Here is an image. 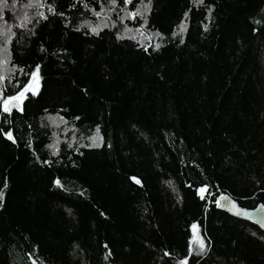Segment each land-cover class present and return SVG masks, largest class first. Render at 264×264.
Here are the masks:
<instances>
[{
  "label": "trees",
  "instance_id": "1",
  "mask_svg": "<svg viewBox=\"0 0 264 264\" xmlns=\"http://www.w3.org/2000/svg\"><path fill=\"white\" fill-rule=\"evenodd\" d=\"M35 1L0 0V264H264L215 203L264 204V0Z\"/></svg>",
  "mask_w": 264,
  "mask_h": 264
},
{
  "label": "water",
  "instance_id": "2",
  "mask_svg": "<svg viewBox=\"0 0 264 264\" xmlns=\"http://www.w3.org/2000/svg\"><path fill=\"white\" fill-rule=\"evenodd\" d=\"M8 108V113L20 108L19 100H11L8 104ZM215 203L217 210L227 214L233 219L246 222L264 233V204H258L253 209H245L240 207L239 204L229 196V194L218 196L215 199ZM233 204L236 205V208L232 207ZM237 209L241 214H236Z\"/></svg>",
  "mask_w": 264,
  "mask_h": 264
},
{
  "label": "rangeland",
  "instance_id": "3",
  "mask_svg": "<svg viewBox=\"0 0 264 264\" xmlns=\"http://www.w3.org/2000/svg\"><path fill=\"white\" fill-rule=\"evenodd\" d=\"M33 3H36V1L34 2V0H33ZM103 19H105V20H107V21H109L110 19H108V17L106 16L105 18H103ZM102 22V25H104L103 24V22L104 21H101ZM140 32H142V31H140ZM1 33V32H0ZM133 37L136 39H138V40H140L141 42H146V40H148V38H146V37H144V35H143V33H137V34H135V35H133ZM1 53H0V67L1 66H5L6 67V62L4 61L5 60V56H4V52L3 51H0ZM2 54V55H1ZM8 70V69H7ZM5 73V72H4ZM3 72H0V76H3V74H4ZM37 81H36V79H34L32 82L30 81V84L29 85H27V87H29V90L28 91H26L25 93H24V96L22 97V98H20V99H16V100H19V101H21V99H23L26 95H27V93L28 92H34L36 89H37ZM25 89V88H24ZM23 89V90H24ZM22 90V91H23ZM19 95V94H18ZM193 232H196V229H194L193 230ZM195 241L197 242V238H195ZM199 247L201 246V244H199L198 245Z\"/></svg>",
  "mask_w": 264,
  "mask_h": 264
},
{
  "label": "snow or ice",
  "instance_id": "4",
  "mask_svg": "<svg viewBox=\"0 0 264 264\" xmlns=\"http://www.w3.org/2000/svg\"><path fill=\"white\" fill-rule=\"evenodd\" d=\"M93 31L95 32L96 29H93ZM3 79H4V77L0 76V80H3ZM33 79H35V74H33ZM28 90H29V87L26 86L25 89H24L23 91H21L17 97H12V98H9V99H5V100L3 101V110H4L5 112L9 111L8 104H9L10 100H16V99H20V98H22V97L24 96V93H25L26 91H28ZM7 137H8V139H12V135H11V133H8V134H7ZM137 182H138V181H137ZM57 183H59V181H57ZM202 191H203V190H202ZM218 203H219V202H218ZM232 207H233V208H236V205L233 204ZM236 214H241L240 211H239L238 209H237V213H236ZM193 227L195 228V226H193ZM201 246H202V245H201Z\"/></svg>",
  "mask_w": 264,
  "mask_h": 264
}]
</instances>
